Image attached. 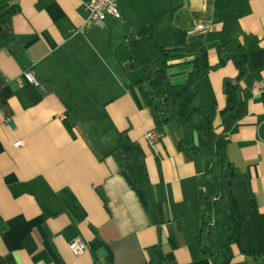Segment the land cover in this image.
I'll return each mask as SVG.
<instances>
[{
    "label": "crops",
    "instance_id": "obj_1",
    "mask_svg": "<svg viewBox=\"0 0 264 264\" xmlns=\"http://www.w3.org/2000/svg\"><path fill=\"white\" fill-rule=\"evenodd\" d=\"M86 1L16 0L14 43L0 51V264H212L194 242L212 157L180 152L182 131L174 123L163 127L156 146L147 143L145 133L156 131L151 115L114 50L126 30L167 49L180 31L185 57L167 74L181 85L201 49L213 66L218 46L245 47L242 119L220 116L222 81L236 77L229 62L194 87L213 131L193 141L209 152L223 134L241 213L251 211L252 200L264 214V87L257 90L264 86V0H118L120 19L74 34ZM25 72L43 90L18 83ZM124 132L143 153L142 192L107 156ZM77 239L87 245L81 255L68 248ZM232 264L264 261L236 254Z\"/></svg>",
    "mask_w": 264,
    "mask_h": 264
},
{
    "label": "trees",
    "instance_id": "obj_2",
    "mask_svg": "<svg viewBox=\"0 0 264 264\" xmlns=\"http://www.w3.org/2000/svg\"><path fill=\"white\" fill-rule=\"evenodd\" d=\"M16 0H0V51L13 45L12 20L18 14ZM175 46L171 49L153 44L151 38L137 39L130 31L124 32L122 44L114 50V57L121 65L128 63L129 82L137 81L138 90L148 109L154 128L158 133L169 123L182 131L178 145L180 152L194 155H210L211 165L205 173L206 200L201 227L194 238L199 253L212 264H232L235 255L254 261H264V214H260L250 200L251 211L241 213L233 194L232 182L235 171L227 162L226 141L220 135L209 152L199 150L193 138L208 136L213 131L211 120L201 108L195 85L210 72L232 63L236 70L234 80L225 78L221 91L225 105L220 111L223 120L235 123L242 119L239 104V83L248 72V56L245 47L228 42L216 48L217 63L211 66L207 51L201 49L190 61V70L181 85H173L167 71L173 61L185 57L182 33L173 31ZM119 171L127 177L138 191L148 186V175L143 153L138 144L132 142L127 133L119 135L116 147L107 155ZM220 169L213 174V167ZM95 249V244L92 246Z\"/></svg>",
    "mask_w": 264,
    "mask_h": 264
},
{
    "label": "built area",
    "instance_id": "obj_3",
    "mask_svg": "<svg viewBox=\"0 0 264 264\" xmlns=\"http://www.w3.org/2000/svg\"><path fill=\"white\" fill-rule=\"evenodd\" d=\"M84 9L86 11V18L82 25L74 31V34H83L85 30L92 27L103 29L105 22L108 18L120 19V11L118 7V0H87L84 3ZM200 30L202 26L198 27ZM18 83L27 82L34 87H38L43 90L40 84L32 77L28 72L23 73L22 77L17 79ZM263 85H259L257 90L263 89ZM162 135L156 131H149L145 133V139L147 143L154 147L160 140ZM20 143L14 144L15 147L19 146ZM69 250L74 255H81L87 250V245L81 240H74L68 245Z\"/></svg>",
    "mask_w": 264,
    "mask_h": 264
}]
</instances>
